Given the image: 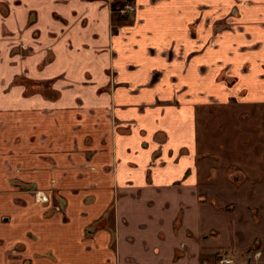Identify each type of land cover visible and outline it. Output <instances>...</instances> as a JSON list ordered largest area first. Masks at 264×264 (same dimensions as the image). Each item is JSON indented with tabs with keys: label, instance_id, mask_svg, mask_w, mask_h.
<instances>
[{
	"label": "crops",
	"instance_id": "crops-1",
	"mask_svg": "<svg viewBox=\"0 0 264 264\" xmlns=\"http://www.w3.org/2000/svg\"><path fill=\"white\" fill-rule=\"evenodd\" d=\"M122 1L0 0V264H264V0Z\"/></svg>",
	"mask_w": 264,
	"mask_h": 264
},
{
	"label": "rangeland",
	"instance_id": "rangeland-1",
	"mask_svg": "<svg viewBox=\"0 0 264 264\" xmlns=\"http://www.w3.org/2000/svg\"><path fill=\"white\" fill-rule=\"evenodd\" d=\"M200 111H202L201 114L206 115V117H201L200 118L202 124L205 125L204 130H206V131L210 130V125L212 124V120H216L217 123H218V126L215 129L211 130L213 132L218 131L221 128L223 129L224 128L223 120H227V119L231 121V124H230V121H228L229 122L228 123L229 124V129H231L230 125H233V127H235V122H236L237 119L234 116H236V115L239 116L238 120L250 121V123L252 122V117L250 116V113H248V114L239 113V111L236 109V107L227 108V113H228L229 117L228 116H226V117L223 116L222 118L220 117V112H219L218 108H216V107H212L210 109L200 110ZM230 111H232V112H230ZM254 112L256 113V110H254ZM262 126L264 128V122L262 123ZM253 129L256 131V127L253 128V125L250 124L249 127H248V130L250 131V133L253 134L254 137H256V135H257V137H258L257 140L253 141V140H249L248 138H245L246 139L245 143H246V145L247 144H252V143H257L255 153H257V155H260V153L262 152L260 145L263 142L261 139H264V130H263V132L257 134V133H254ZM228 131L229 130H226L227 133H229ZM224 135H225V132H223L220 135V137H219V140H220L219 143L220 144L222 142V137H224ZM214 140L215 139H212V141H214ZM240 142H241V136L240 135L237 136L236 134H233V135H231V137L228 138V140L226 142H223L222 145L216 144L215 147H217L218 149H221L222 150L221 152H223L226 155V158L223 159V162L220 164V166L218 168L221 169L223 167V173L224 174L227 175V174L231 173V174L234 175V177H235V179L237 181H239L240 183L242 182V184H244L245 182L250 180V175L246 173V170L239 171L240 169H236V167L239 166L235 162L236 159L233 156H231V154L229 155L230 152L226 150V148H231L230 147L231 143H233L236 146H238V145H240ZM210 148L211 147H208V149H207V151L205 153L208 154L209 158H212V159H214V160H216L218 162L220 160V157L218 156V154L213 153L214 151L210 150ZM242 156L244 157V158H242L243 159V164H244V161L246 160V157L244 155H242ZM242 156H239L237 159H241ZM262 182L264 183V177L262 178ZM250 184L252 185L253 182L250 183ZM235 260H236V262L237 261L238 262L241 261L238 258H236ZM243 260H246V262H247L248 258L243 257ZM233 264H236V263H233Z\"/></svg>",
	"mask_w": 264,
	"mask_h": 264
},
{
	"label": "flooded vegetation",
	"instance_id": "flooded-vegetation-1",
	"mask_svg": "<svg viewBox=\"0 0 264 264\" xmlns=\"http://www.w3.org/2000/svg\"><path fill=\"white\" fill-rule=\"evenodd\" d=\"M118 4L119 5L116 7L114 6V3L111 4L112 14L120 19L119 22L113 21L114 26L119 25L121 22L128 21L130 17L136 12V5L131 0H125L119 2Z\"/></svg>",
	"mask_w": 264,
	"mask_h": 264
},
{
	"label": "trees",
	"instance_id": "trees-1",
	"mask_svg": "<svg viewBox=\"0 0 264 264\" xmlns=\"http://www.w3.org/2000/svg\"><path fill=\"white\" fill-rule=\"evenodd\" d=\"M117 5H119L118 3H114V6L116 7ZM229 208V207H228ZM231 208V207H230ZM254 210V215H255V219L258 221V214L257 212H255L256 210ZM106 220H103L101 222H99L101 224H105ZM259 241H257L256 243H254V245L252 247H250V251H259L260 248H261V245H260V242L258 243ZM216 261H219V255L216 257Z\"/></svg>",
	"mask_w": 264,
	"mask_h": 264
},
{
	"label": "built area",
	"instance_id": "built-area-1",
	"mask_svg": "<svg viewBox=\"0 0 264 264\" xmlns=\"http://www.w3.org/2000/svg\"><path fill=\"white\" fill-rule=\"evenodd\" d=\"M57 209H60V207H57ZM218 264H233V261L228 257H224L218 261Z\"/></svg>",
	"mask_w": 264,
	"mask_h": 264
}]
</instances>
